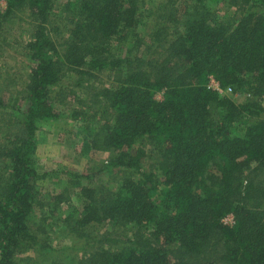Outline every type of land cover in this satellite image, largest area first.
Returning <instances> with one entry per match:
<instances>
[{"label":"trees","instance_id":"1","mask_svg":"<svg viewBox=\"0 0 264 264\" xmlns=\"http://www.w3.org/2000/svg\"><path fill=\"white\" fill-rule=\"evenodd\" d=\"M0 1V264L42 246L32 215L49 203L35 193L33 156L37 124L59 118L53 91L68 72L90 79L104 71L111 86L78 87L88 118L100 121L86 146L112 154L116 190L82 188V212L70 203L63 226L80 237L107 224L132 234L116 249L90 244L72 262L264 264V0H226L230 18L211 9L220 0ZM14 29L31 66L16 93L27 101L22 119L4 102L13 84L1 60ZM115 45H129L125 57ZM211 78L246 99L219 94ZM243 119L254 123L235 135ZM140 140L154 150L156 171L143 169L142 149L129 151ZM62 203L68 198L56 197L54 209Z\"/></svg>","mask_w":264,"mask_h":264},{"label":"rangeland","instance_id":"2","mask_svg":"<svg viewBox=\"0 0 264 264\" xmlns=\"http://www.w3.org/2000/svg\"><path fill=\"white\" fill-rule=\"evenodd\" d=\"M160 1L147 0V7H153ZM72 2L74 3V0ZM182 4L179 3V5ZM209 5L219 17H233L234 9L228 6L226 0H220L218 3L211 2ZM5 8L6 3L0 1V10L3 11ZM144 24L145 20L138 28L137 32L140 35L144 34ZM20 25L23 27L24 22ZM15 26L17 27V23ZM6 39L7 46L1 60L2 71L7 72L13 86L8 93H5L4 102L9 111L15 110L14 113L22 119L19 112L25 109L27 101L16 93L25 86L31 68L24 48L26 37H22L18 29H14L6 36ZM128 47L129 45L124 47L115 45V55L120 54L125 57ZM95 74L94 77L87 79L68 72L52 93L53 106L59 118L37 124V148L33 156L38 175L35 180V193L39 195V198L43 196L49 205L44 212L35 207L32 215V222L40 235L39 243L42 246H36L34 250L18 256V264H52L54 260L65 264H75L72 258L87 251L90 244L100 245L101 241L104 247L116 249L123 246L132 234L131 229L124 230L107 224L100 230L86 231L84 235H88L80 237L66 232L63 226V219L69 213L70 203L77 213L82 212L85 203L81 196L82 188L94 189L99 194L116 190V185L110 180L112 171L108 167L112 154L93 152L86 146L87 137L96 131L100 121L98 118L91 120L88 118L92 112L88 110L89 103L86 95L78 85L103 87L111 86L113 82V74L108 71ZM58 89H62L71 97L59 102L61 95H57ZM70 91L74 95L70 94ZM223 95H229L235 103H242L246 99V95L240 93L231 96L230 93H223ZM155 98L161 100L162 93L156 94ZM75 113L77 116H74ZM252 123H254L253 120H240L231 126V131L235 135H241L245 127ZM137 149L145 152L142 167L146 173L151 169L156 171L154 150L144 140L138 141L129 151L134 153ZM159 189L161 191L164 187L161 186ZM59 196L67 197L69 204L62 203L54 209V199ZM159 197L160 195L156 193L154 200L159 202ZM104 233L108 235L103 236Z\"/></svg>","mask_w":264,"mask_h":264},{"label":"built area","instance_id":"3","mask_svg":"<svg viewBox=\"0 0 264 264\" xmlns=\"http://www.w3.org/2000/svg\"><path fill=\"white\" fill-rule=\"evenodd\" d=\"M209 86L215 90L216 92H218L219 94H223V93H231V89H226L223 90L220 88V86L218 85V83H216L212 78L210 79V83ZM223 224L226 226H233L234 221H233V217L232 215H228L226 216L223 220H222Z\"/></svg>","mask_w":264,"mask_h":264}]
</instances>
